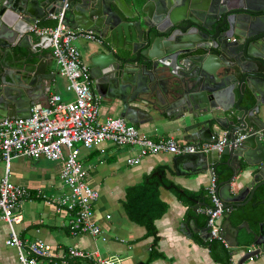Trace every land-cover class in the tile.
Listing matches in <instances>:
<instances>
[{
  "label": "water",
  "instance_id": "obj_1",
  "mask_svg": "<svg viewBox=\"0 0 264 264\" xmlns=\"http://www.w3.org/2000/svg\"><path fill=\"white\" fill-rule=\"evenodd\" d=\"M62 8L63 0H7L0 7L1 115L30 116L48 94L49 56L34 51L48 45L46 39L43 46L33 43L32 28ZM63 22L96 33L87 55L90 73L118 99L128 123L136 125L168 96L174 108L180 102L177 114L189 140L226 139L222 151L183 154L176 165L179 172L192 167L190 173H199L212 164L217 169L228 156L224 163L233 174L219 192L231 264L264 253V0H70ZM23 46L32 52L15 51ZM222 185L230 190L226 196ZM252 218L258 230L250 227ZM244 228L257 248L237 262Z\"/></svg>",
  "mask_w": 264,
  "mask_h": 264
},
{
  "label": "crops",
  "instance_id": "obj_2",
  "mask_svg": "<svg viewBox=\"0 0 264 264\" xmlns=\"http://www.w3.org/2000/svg\"><path fill=\"white\" fill-rule=\"evenodd\" d=\"M6 1L0 0V7ZM56 23V20L46 18L39 24ZM32 37L34 44L48 45L43 46V50L42 47H36L34 51L49 56L46 70L54 73L49 82L51 88L48 94H44L36 102H46L57 93L61 94L65 101L74 99V93L66 88L68 80L61 74L59 64L52 54V40L35 33ZM42 39H46L43 44L40 43ZM95 43V40L83 38L75 41L85 62ZM15 51L25 55L32 52V48L23 46ZM86 63L88 65V61ZM91 78L94 92L101 97L102 118H125L123 107L117 105L118 99L111 98L108 90H102L96 85L92 75ZM173 102L175 101H168L167 96L159 109L148 110L150 113L143 115L145 117L136 123L137 127L155 141L173 137L181 145L195 142L189 140L183 130L185 123L177 114L180 102H177L175 108L172 106ZM4 117L9 116L0 114V122ZM79 147V159L89 170L88 182L100 193L93 205V221L100 227V233L97 235L74 234L69 224V211L59 208L49 200L66 191L60 177L59 162L26 157H18L12 161L11 179L26 187L29 194V198L25 197L21 205L16 207L15 212L21 215L16 230L22 239L41 240L51 248L50 254L41 257L38 264H97L96 259L73 256L70 254V248L97 250L99 255L113 259L116 264H231V253L224 243L210 239L207 229L208 216L203 212L208 211L211 205V170L215 168V164H212L209 170L199 173H190L192 167L185 169L180 165L179 168L183 171L179 172L176 160L177 156L183 154L160 152L142 155L138 146H118L109 141L91 148L84 147L83 144H79ZM129 158H137L138 163L130 164ZM227 160L228 156H225L223 161ZM224 162L217 164L220 172L218 185L229 180L233 174ZM242 166L245 169L248 164L243 161ZM5 172L6 162L0 155V181ZM248 174L246 171L241 175ZM238 179L232 183L231 190L234 192L241 182ZM172 185L180 190L171 187ZM224 188L222 185L220 190L222 189V195L226 196L230 190ZM262 198L264 199V196ZM202 202H207V205ZM143 209H146L147 218H152V222L140 223L133 219L130 212L140 213ZM225 220L223 215L219 220L221 226ZM148 223L152 226L147 225ZM250 227L258 230V219H250ZM242 233L239 247L243 249L234 253L237 262L245 258L244 255L248 256L249 252H255L257 248L253 243L252 234L245 228ZM9 236L10 227L0 216V264H22L18 249L6 243ZM224 236L230 242L228 237ZM251 247L253 248L249 251ZM243 264H264V253L251 256Z\"/></svg>",
  "mask_w": 264,
  "mask_h": 264
},
{
  "label": "built area",
  "instance_id": "obj_3",
  "mask_svg": "<svg viewBox=\"0 0 264 264\" xmlns=\"http://www.w3.org/2000/svg\"><path fill=\"white\" fill-rule=\"evenodd\" d=\"M69 3L70 0H63L62 11L49 14V18L57 21L56 25L36 23L32 31L39 36L51 37L52 54L59 64L61 74L68 80L66 88L74 93V99L65 101L57 93L46 102L33 104L30 116L4 117L0 122V155L6 162V172L0 181V216L10 227L6 243L18 249L22 264H38L41 257L50 254L51 248L41 240L22 239L16 230V225L21 221V215L15 212L16 207L21 205L25 197L29 198V194L26 187L11 179V164L15 158H46L59 162L63 187L68 191L49 200L69 211V224L74 234L97 235L100 227L93 221V205L100 193L88 182L89 170L79 159V144L87 148L107 141L118 146L135 145L141 149L142 155L160 152L206 153L212 150L222 151L226 145L224 137L217 141L202 140L183 145L173 137L155 141L122 117L102 118L101 97L93 90L90 68L75 44L80 38L96 40L97 35L93 30L72 28L63 22V11ZM128 162L136 164L138 159L129 158ZM209 196L211 205L208 209L207 226L210 239L220 240L229 248L230 244L225 239L219 222L226 209L219 192L215 168L211 170ZM70 254L96 259L97 264H116L113 259L99 255L97 250L70 248Z\"/></svg>",
  "mask_w": 264,
  "mask_h": 264
},
{
  "label": "trees",
  "instance_id": "obj_4",
  "mask_svg": "<svg viewBox=\"0 0 264 264\" xmlns=\"http://www.w3.org/2000/svg\"><path fill=\"white\" fill-rule=\"evenodd\" d=\"M215 171H216V174H217V178H218V180H219V174H220V172H219V170L216 169V168H215ZM224 171H225V169H224ZM229 175L231 176V170H229ZM171 187H174L176 190H180V188H177V187H175L174 185H172ZM181 191H182V190H181ZM134 200H135V199H134ZM130 213H131V216L133 217V219H134L135 221H137V222H140V223H146V221H147V222H149V221L152 222V218H151V220H150L149 218H147L148 215L146 214V209L141 210L140 213H134V211H131ZM151 222H150V223H151ZM150 223H148L147 225L152 226Z\"/></svg>",
  "mask_w": 264,
  "mask_h": 264
},
{
  "label": "rangeland",
  "instance_id": "obj_5",
  "mask_svg": "<svg viewBox=\"0 0 264 264\" xmlns=\"http://www.w3.org/2000/svg\"><path fill=\"white\" fill-rule=\"evenodd\" d=\"M62 79L64 80V78L62 77ZM43 160V159H42ZM13 180V179H12ZM68 190H67V188H66V191L65 192H67Z\"/></svg>",
  "mask_w": 264,
  "mask_h": 264
},
{
  "label": "flooded vegetation",
  "instance_id": "obj_6",
  "mask_svg": "<svg viewBox=\"0 0 264 264\" xmlns=\"http://www.w3.org/2000/svg\"><path fill=\"white\" fill-rule=\"evenodd\" d=\"M236 38H238V36L236 35ZM236 38H234L233 40H236Z\"/></svg>",
  "mask_w": 264,
  "mask_h": 264
}]
</instances>
